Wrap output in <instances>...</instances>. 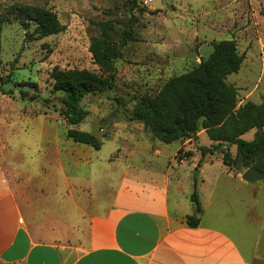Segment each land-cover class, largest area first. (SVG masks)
<instances>
[{
  "label": "rangeland",
  "instance_id": "rangeland-1",
  "mask_svg": "<svg viewBox=\"0 0 264 264\" xmlns=\"http://www.w3.org/2000/svg\"><path fill=\"white\" fill-rule=\"evenodd\" d=\"M146 1L0 0V155L7 154V163L36 187L42 182L61 181L64 204L72 195L79 209L73 206L71 210L67 201L68 209L80 216L91 215L112 203L117 179L129 165L169 171L171 196L175 198L178 180L192 195L194 185L188 181L200 177L204 164L222 161L220 152L202 159L200 148L214 145L205 130L191 139L167 145L133 119L142 96L156 95L169 80L192 71L202 59L207 60L213 43L234 40L244 57L240 71L227 79L238 90L237 106L264 102V0ZM20 6L54 11L65 30L40 41L26 42V35L35 26L23 25V19L17 16ZM108 20L116 22L111 41L122 54L114 63L115 86L82 100L81 107L89 116L76 127L101 141V149L95 150L67 138L70 126L61 115L63 96L53 93L50 73L59 67L103 75L89 47L91 39L100 36L96 24ZM125 33L130 34V41L123 46ZM255 136L253 130L243 139L252 141ZM188 152L194 156L185 158ZM230 153L236 156L235 146ZM75 158L79 161L76 169ZM206 176L225 186L232 183L228 169L220 163L208 169ZM71 181L75 182L73 188ZM262 192L264 195V189ZM186 196V206L194 207ZM226 217L241 225L245 221L243 211L238 209ZM241 244L246 255L247 246ZM260 251L264 253V241L257 247L262 255Z\"/></svg>",
  "mask_w": 264,
  "mask_h": 264
},
{
  "label": "crops",
  "instance_id": "crops-1",
  "mask_svg": "<svg viewBox=\"0 0 264 264\" xmlns=\"http://www.w3.org/2000/svg\"><path fill=\"white\" fill-rule=\"evenodd\" d=\"M6 156L0 155V264H264L263 251L257 252L264 241V182L247 183L227 166L229 186L206 176L222 162L201 167L203 212L200 225L191 228L187 218L196 208L183 200L192 195L178 180L172 198L171 173L164 168H123L112 203L80 216L71 211L79 203L70 193L71 210L64 204L61 181L36 187ZM237 209L245 215L243 225L226 217Z\"/></svg>",
  "mask_w": 264,
  "mask_h": 264
},
{
  "label": "trees",
  "instance_id": "trees-1",
  "mask_svg": "<svg viewBox=\"0 0 264 264\" xmlns=\"http://www.w3.org/2000/svg\"><path fill=\"white\" fill-rule=\"evenodd\" d=\"M17 12V16L23 19V25L35 26L33 32L26 35V42L40 41L65 30L58 15L50 9L20 6ZM96 26L100 36L91 39L89 52L103 75L88 70L55 67L50 77L53 93L63 96L61 115L70 126L67 138L100 150L102 143L96 136L76 129L89 116V112L81 107V102L89 95L103 94L114 88V63L122 58V54L111 41L110 34L115 31L116 22L102 21ZM129 41L130 34L125 33L123 46ZM1 54L0 39V68L3 65ZM243 62L244 57L238 52L234 40L213 43V52L207 60L202 59L192 71L169 80L156 95L142 96L134 109L133 119L143 123L160 142L167 145L184 138L191 139L205 130L214 145L200 148L202 159L207 154L220 152L221 162L230 170L234 168L238 174L250 168L264 172V102L260 105L247 102L238 107V90L227 83L229 76L240 71ZM1 89L8 94L3 87ZM21 93L22 96L26 95L25 92ZM253 130L256 131L255 138L252 141L244 140L243 136ZM233 146L236 147L235 157L230 153ZM193 156V152H188L185 158ZM191 201L196 214L187 218V224L197 228L203 212L197 179Z\"/></svg>",
  "mask_w": 264,
  "mask_h": 264
},
{
  "label": "water",
  "instance_id": "water-1",
  "mask_svg": "<svg viewBox=\"0 0 264 264\" xmlns=\"http://www.w3.org/2000/svg\"><path fill=\"white\" fill-rule=\"evenodd\" d=\"M242 178L247 183L264 182V172L256 168H250L242 174Z\"/></svg>",
  "mask_w": 264,
  "mask_h": 264
},
{
  "label": "built area",
  "instance_id": "built-area-1",
  "mask_svg": "<svg viewBox=\"0 0 264 264\" xmlns=\"http://www.w3.org/2000/svg\"><path fill=\"white\" fill-rule=\"evenodd\" d=\"M151 1H153V0H147L146 3H147V2H151Z\"/></svg>",
  "mask_w": 264,
  "mask_h": 264
}]
</instances>
